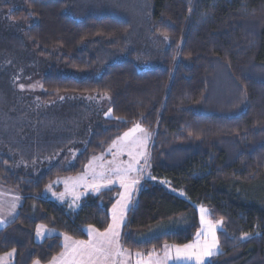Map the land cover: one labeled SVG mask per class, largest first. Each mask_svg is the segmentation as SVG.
Segmentation results:
<instances>
[{
  "label": "trees",
  "instance_id": "16d2710c",
  "mask_svg": "<svg viewBox=\"0 0 264 264\" xmlns=\"http://www.w3.org/2000/svg\"><path fill=\"white\" fill-rule=\"evenodd\" d=\"M86 1L3 5L12 19L20 14L27 19L26 25L16 26L17 45L30 48L38 61L26 77L46 71L39 79L40 101L77 102L73 95L107 92L112 117L81 136L83 150L71 165L64 156L69 142L59 150L58 142L34 148L28 163L47 157L51 160L45 166L51 165L60 156L35 177L11 171V160L0 153V184L21 198L14 219L0 228V255L16 249L12 264H47L59 255V235L34 241L38 224L74 239H84L88 225L103 231L118 187L86 193L76 209H69L66 200L48 197L46 186L60 188L53 184L59 177L80 173L92 156L141 123L153 133L150 177L134 194L122 227V247L146 253L165 244L190 243L201 229L198 209L204 207L209 219L223 218L217 231L221 254L209 264H264V208L236 192L264 179V0H148L146 28L161 37L167 33L169 39L160 62L141 69L131 52L100 62L103 52L123 50L132 26L114 9V0H94V6ZM57 59L58 65H52ZM221 71L239 92L236 97L245 93V108L238 114H224L232 97L217 91ZM58 95L63 97L56 99ZM181 217L182 228L150 232L162 224H178ZM244 233L251 238L241 240Z\"/></svg>",
  "mask_w": 264,
  "mask_h": 264
},
{
  "label": "rangeland",
  "instance_id": "374dc122",
  "mask_svg": "<svg viewBox=\"0 0 264 264\" xmlns=\"http://www.w3.org/2000/svg\"><path fill=\"white\" fill-rule=\"evenodd\" d=\"M21 2L22 0H0V153L11 160L9 165L11 171H20L35 177L43 170H47L60 156L55 161L53 160L54 163H52L53 161L50 162L52 163L51 165L45 166V163L47 164L51 160V158L47 157L42 158V161L39 163H28L27 159L34 152V148L58 142L57 150H59L61 143L64 142V145H66L69 142V149L66 150L64 156L65 164L71 165L74 156L83 150L84 142L81 136H85L94 126L112 116L111 114L110 116H105V113L109 110V96L73 95L79 101L69 103L58 101L43 104L40 101L39 97L42 87L41 80L39 79L46 71L26 77L24 74L33 73L38 66V61L35 60L34 53L30 48L17 45L20 32L16 26L19 23L23 26L26 25L27 19L25 15L20 14L18 19L14 20L9 16V11L3 7V5L7 4L14 8H22L20 6ZM73 2L81 3V0H73ZM86 3L89 6H94L96 2L89 0ZM113 6L122 18H127L131 23L132 29L127 35V41L123 50L119 51V53L116 51L103 52L101 57L104 61L101 60L100 62H107L108 59L120 60L131 52L133 60L139 69L158 64L163 51L167 47V42L164 40V37L153 35L149 27L146 28L149 15L148 0H114ZM127 6L135 7H132L134 10L125 11L128 8ZM58 61L59 59L52 61L51 64L57 66ZM96 68L95 74L98 76L103 68V63L97 65ZM261 77L264 78V75ZM229 79L225 71H221L218 75V85L216 87H218L217 91L220 94L222 93L223 97H232L228 101L229 107L227 109L229 112H224V114L235 115L245 108V100L241 98V92L238 95L239 97H236L238 91L233 86L228 85ZM21 84L24 85L23 88L20 87ZM61 97L63 96L58 95L56 99H60ZM69 100L72 101L73 99L70 98ZM223 101L225 100L223 99ZM83 115L86 117L84 118ZM133 125L124 130L119 136H122ZM152 140L153 136L149 142L148 151H150ZM120 143V141H117L118 146ZM112 145L113 142L102 153L92 156L86 165L91 161L92 167L97 172L108 167H115L118 164L126 166L130 159L127 151L119 153L114 157L113 153L118 152V147H113ZM140 164H144L143 159L140 160ZM147 171L149 172V167ZM92 179L91 168L86 169L84 167L76 175L59 177L53 184L59 183L61 185L60 188L54 189L51 185V191H46L45 189L44 193L54 190V192L61 190V193L80 192L87 188V183ZM5 192L15 195L12 190L0 184V206L4 209V211L0 212V220H7L10 216L7 210L15 199V197L7 195ZM236 192L248 202L264 208V179L248 185L242 190L237 189ZM74 201L75 195L68 200L69 209H76L78 201H75V203ZM19 205L20 200L17 202V208ZM198 211L200 214V208ZM177 221L176 223L178 224H162L163 226H157V228L150 232L159 235L161 232L185 226L183 224V217ZM6 224H0V228ZM221 227L222 225L218 227V230ZM201 238L203 241V237Z\"/></svg>",
  "mask_w": 264,
  "mask_h": 264
},
{
  "label": "snow or ice",
  "instance_id": "6c2138e0",
  "mask_svg": "<svg viewBox=\"0 0 264 264\" xmlns=\"http://www.w3.org/2000/svg\"><path fill=\"white\" fill-rule=\"evenodd\" d=\"M191 3V0H189ZM189 11H192L190 8ZM164 40L169 39L167 33L162 34ZM179 47V46H178ZM175 59V57L173 58ZM21 88L24 85H20ZM104 96L107 97L108 93L105 92ZM62 98V97H61ZM91 98V97H90ZM241 98H245V93L241 92ZM112 109L110 108L105 116H110ZM191 135V133H189ZM153 133L148 128L142 127L141 123H135L132 128L124 132L122 136H117L113 141V147H118V152L113 153L115 157L119 153L127 151L129 161L126 166L117 165L115 167H108L97 172L92 167L91 161L85 165L86 169L91 168L93 179L87 183L86 187L94 192L99 193L102 188L115 183H119L120 188L123 189L118 193L119 199L109 209L111 213V222L107 227L100 231L93 225H88V239L87 240H74L71 236H64L63 251L59 254V264H126L124 259L125 255H131L128 249H124L120 243L122 232L121 227L125 223L126 213L133 206L135 197L133 192L137 185L144 178L150 177L147 168L150 167V153L148 151L149 142L152 139ZM117 141L121 143L117 145ZM143 159L144 164H140ZM111 164V162H109ZM98 177V178H97ZM155 179V177H151ZM46 191H51V185L46 186ZM80 195L83 193H76L75 201L79 200ZM57 199H63L64 193H53ZM21 198L17 196L8 207V215H12L16 211L17 202ZM74 201V203H75ZM71 207V206H70ZM4 211L0 206V212ZM209 209L200 208V222L201 229L196 233L197 239L195 242L183 245H164V254L162 257L153 259V253H148V259H143V254L140 252L135 253L137 264H168V261H175V264H209L211 258L219 255V241L217 238L218 227L223 224V218L219 220H211L208 218ZM6 220H0V224H6ZM51 234L45 225L36 226V236L42 237L45 232ZM203 237V241L200 240ZM248 233L242 234L241 240L250 239ZM16 249H12L0 256V264H6V258L13 257ZM173 252L175 255L173 256ZM57 257H53L49 264H56ZM33 264H40L39 260Z\"/></svg>",
  "mask_w": 264,
  "mask_h": 264
},
{
  "label": "crops",
  "instance_id": "0c3cea01",
  "mask_svg": "<svg viewBox=\"0 0 264 264\" xmlns=\"http://www.w3.org/2000/svg\"><path fill=\"white\" fill-rule=\"evenodd\" d=\"M147 178H149V177H147ZM147 178H144V179H147ZM144 179H142V180H144ZM141 180V181H142ZM141 181H140V183H141ZM139 183V184H140ZM139 184L137 185V187H136V189H135V191L133 192V195L136 193V191H137V189H138V187H139ZM110 186H116V187H118V193L120 192V191H122L123 189H121L120 188V185H119V183L117 182V183H115V184H112V185H108L107 187H110ZM107 187H104V188H107ZM104 188H102V189H104ZM55 191V190H54ZM54 191H52V192H47V193H45L48 197H50L51 199H55V200H59V201H62V200H66L67 202H68V200H69V198H71L72 196H74V195H76V193H83V195L84 194H86V193H90V192H94V191H92L91 189H89V188H86L85 190H81L80 192H63L64 193V198L63 199H57V197L56 196H53V193H54ZM61 191V190H60ZM58 192V191H56L55 193H57V194H59V193H61V192ZM6 193V192H5ZM7 194V193H6ZM5 194V195H6ZM7 195H11V194H7ZM11 196H13V197H17V195H11ZM82 196V195H81ZM80 196V197H81ZM79 197V198H80ZM119 199V195L117 194V196H116V198H115V200H114V202H113V204L114 203H116V201ZM113 204L110 206V208L109 209H111L112 208V206H113ZM16 212H17V209H16V211L14 212V213H12V215H10L8 218H7V224H9L13 219H14V217H15V215H16ZM108 215H109V223L111 222V213L109 212V210H108ZM126 215H127V213H126ZM125 221H126V219H125ZM6 224V225H7ZM38 225H42V224H38ZM3 227V226H2ZM123 227V226H122ZM122 227H121V232H122ZM48 230H51V234L49 235V233L46 231L45 232V234H44V236H42V237H37L36 236V227H35V230H34V241L35 242H41L45 237H48V236H53V235H59L60 236V238H61V241H60V243H61V246H62V251L64 250L63 249V245H64V243H65V241H64V234H60V233H58V232H56L55 230H53V229H51V228H48V227H46ZM88 226H86V227H84V234H85V238L84 239H74V240H87L89 237H88ZM195 240H196V238L192 241V242H195ZM200 240L202 241V238L200 237ZM192 242H190V243H192ZM61 251V252H62ZM129 251V250H128ZM130 253H131V255L130 256H128L127 254L125 255V257H124V259L126 260V264H137V257H136V255H135V253H137V252H131V251H129ZM153 253V259H156L157 257H162L163 256V254H164V248H162L161 250H159V251H149V252H146V253H144V252H140V253H142L143 254V259L144 260H147L148 259V253ZM3 255V254H2ZM2 255H0V256H2ZM175 255V253L173 252V256ZM58 259H57V262H56V264H59V255H57L56 256ZM12 260H13V257H10V258H6V264H12ZM31 264H33V262L31 263ZM40 264H42V263H40ZM47 264H49V263H47ZM168 264H175V261H168Z\"/></svg>",
  "mask_w": 264,
  "mask_h": 264
}]
</instances>
